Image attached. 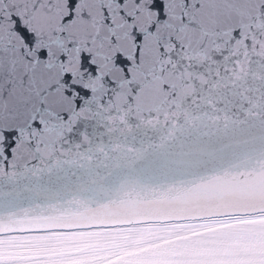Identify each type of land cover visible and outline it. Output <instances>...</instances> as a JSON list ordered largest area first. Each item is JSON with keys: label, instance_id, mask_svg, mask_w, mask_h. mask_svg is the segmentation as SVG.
<instances>
[{"label": "snow or ice", "instance_id": "1", "mask_svg": "<svg viewBox=\"0 0 264 264\" xmlns=\"http://www.w3.org/2000/svg\"><path fill=\"white\" fill-rule=\"evenodd\" d=\"M0 264H264V0H0Z\"/></svg>", "mask_w": 264, "mask_h": 264}]
</instances>
